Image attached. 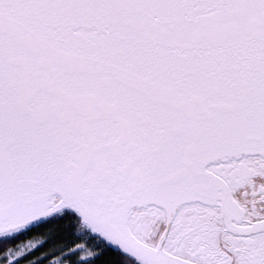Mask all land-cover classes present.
<instances>
[{
	"label": "snow or ice",
	"instance_id": "obj_1",
	"mask_svg": "<svg viewBox=\"0 0 264 264\" xmlns=\"http://www.w3.org/2000/svg\"><path fill=\"white\" fill-rule=\"evenodd\" d=\"M53 225L54 264H264V0H0V264Z\"/></svg>",
	"mask_w": 264,
	"mask_h": 264
},
{
	"label": "trees",
	"instance_id": "obj_2",
	"mask_svg": "<svg viewBox=\"0 0 264 264\" xmlns=\"http://www.w3.org/2000/svg\"><path fill=\"white\" fill-rule=\"evenodd\" d=\"M35 243L37 249H33L32 252H35L34 255L29 252L28 259L23 261V264H37L38 261L43 260L44 264H54L55 259L59 257H54L52 260L46 259L53 252H59V250L64 247L66 242L65 238L59 233V230L56 229V226L53 225L51 228L42 229L40 232L26 236L23 240L17 241V245H23L28 243ZM67 252L64 253L66 255ZM65 264H68L65 261Z\"/></svg>",
	"mask_w": 264,
	"mask_h": 264
}]
</instances>
